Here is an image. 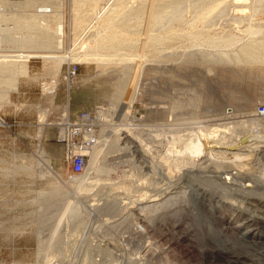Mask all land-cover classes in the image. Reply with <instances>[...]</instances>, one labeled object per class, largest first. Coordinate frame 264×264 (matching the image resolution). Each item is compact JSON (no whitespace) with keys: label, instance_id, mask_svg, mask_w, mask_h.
Instances as JSON below:
<instances>
[{"label":"rangeland","instance_id":"obj_1","mask_svg":"<svg viewBox=\"0 0 264 264\" xmlns=\"http://www.w3.org/2000/svg\"><path fill=\"white\" fill-rule=\"evenodd\" d=\"M56 1L67 22L72 1ZM185 1L164 21L193 19L209 2ZM257 1L245 0L244 14L234 0L223 5L224 15L211 14L218 19L207 20L210 40L198 42L186 32L178 40L136 43L122 54L90 48L84 35L75 48L68 33L62 49L50 50L66 61H27L19 90L0 111V123H7L0 125V264H264V235L253 243L243 237L248 225L264 230V72L234 62L246 43L264 42V0ZM4 3L1 14L28 7ZM252 15L254 20L247 18ZM245 16L247 22L256 21L253 26L246 28ZM211 34L236 35L233 43L222 45ZM13 35L1 39L0 50L43 55L42 48L29 44L37 38L33 33ZM128 65L140 66L138 73L126 75ZM71 69H76L73 80ZM116 93L121 96L115 106L111 97ZM122 111L128 116L116 127L137 133L130 142L103 148L111 153L102 156L106 162L102 158L101 166L115 170L99 171L95 185L79 190L83 178L96 174L86 172L90 153L84 172H73L70 153L76 144L80 150L83 135L72 130L81 126L70 128L68 121L78 125L84 114V119L90 115L93 130L87 134L93 144L102 119L119 120ZM231 143L234 149L227 150ZM73 176L85 177L78 182ZM231 219L235 229L228 226Z\"/></svg>","mask_w":264,"mask_h":264},{"label":"bare ground","instance_id":"obj_2","mask_svg":"<svg viewBox=\"0 0 264 264\" xmlns=\"http://www.w3.org/2000/svg\"><path fill=\"white\" fill-rule=\"evenodd\" d=\"M29 1H31V2H29ZM71 1L73 4V6H72L73 16L70 17V19L67 20V22H66L65 16L60 14V10H59L60 5H59L58 1H56V0H45V1L42 0L40 2H36L35 0H33V1L27 0L26 4H24L25 3L24 0H8V1L3 0V3L4 2L7 3L6 5H11V6H14V5L21 6L22 5L23 6V4H24V5H26V7L27 6L28 7H27V9L23 8V9H25V11L24 10L20 11L23 13L19 12L17 14H14V13L13 14L12 13L5 14L7 12H4V11H2V12H4L3 14L0 13V41H2L1 39L9 38L10 37L9 35L14 36L13 34H20L21 35V33H26V34L33 33L35 36H37V38L31 39L29 41V44L34 45V47L38 48V49L42 48L43 55L25 54L26 52L24 50H18V51H14V52L3 50V49L0 50V101L3 100L2 102H0V111L2 110V104L6 103V102L10 103V98H11L12 92H16L19 90V82L18 81H19L20 77L27 75L28 68H27L26 63H27V61H29V59L35 58V57H40V58L56 59L59 62L66 61L65 56L58 55L57 52L56 53L50 52V50L51 49H62L65 46V40L68 38V33H70V37L74 41L73 45L75 48L77 46V41L80 40L79 38L82 35H84V37L88 36L90 38V41H88L89 44L87 43L90 48L98 49V50H108V51L114 50V51H118V53L120 51L121 53L123 52L122 54H125L124 52L126 50L128 51L127 48L130 49L131 47H134L136 43L145 42V41L146 42L147 41L148 42L153 41V42L159 43L161 41L163 42V41L169 40V39L170 40L171 39L172 40H178V39L185 38L186 32L191 33V35L194 36L196 41H198V40H210L209 39L210 37L209 38H208V36L205 37V31H206L205 28L208 26V25H206L207 20L209 22L208 24H210V21H212V19L214 22V19H216L217 16L215 18H213V16H212V19H211L210 15L211 14L214 15L217 10L219 13L223 14L224 10L227 9V8L223 9V5L228 4V0H227V3L225 2V0H209L208 3H206V4L204 3L203 5H201L202 7H200V9L201 8L202 9L197 12L198 14H196V16L194 15L193 19H191L189 16H187L188 17L187 20H184V19L182 20V18H181V20H178V21L175 20L176 21L175 23H169L170 21L168 22V20L171 17H169V19L166 22L164 20H166L168 18V15L173 14V16H174L175 15L173 13L174 10H175V13L179 12V10H176V9L181 7L182 6L181 4H183V1H185V0H118L117 2L111 3V5L108 7H107V5L110 3L111 0H71ZM104 1H107V2L105 3ZM186 1H188V0H186ZM186 1H185V3H188ZM194 1H193V4L195 2L199 3V1H201V0L195 1V2ZM234 2H235V3H233L234 5L233 4L232 5L235 6L236 9L238 8V11H239L238 13H241V14L247 13L246 12L247 10L244 7V6H246L245 5L246 3L244 4L245 0H234ZM3 3H0V5L1 4L3 5ZM130 3L132 5L131 7L129 6ZM188 4H186L187 5L186 8H188ZM4 7H6V6H4ZM261 7H262V11H261V15H262L264 13V5H262ZM19 8H21V7H18V8L16 7V9H18L17 11L22 10ZM193 8H194V6H193ZM259 8H260V6H259ZM184 10H185V12H187L186 10H188V9H183V11ZM229 12H230V10H229ZM183 14H185V13H183ZM183 14H181V17ZM179 15H180V13H179ZM254 15H252L251 17H247V16L243 17L244 21H246L245 20L246 17L247 18H253ZM166 16H167V18H166ZM173 16H172V18H173ZM177 17L179 19V16H177ZM187 17H186V15L183 16V18H187ZM208 17L211 20H209ZM232 17L234 18V20H233V18H232V20L236 21L235 16L232 15ZM237 17H239V15H237ZM164 18H166V19H164ZM172 18H171V20H173ZM174 18H176V17H174ZM189 18H190V20H189ZM255 18H256V16H255ZM257 18H259V17H257ZM24 19H26V20H24ZM217 19H216V21H217ZM10 20H14L15 24L11 25L12 22H10ZM64 20L67 24L66 25L67 30H64V28L62 26ZM219 20H220V18H219ZM240 20L237 21L236 23L241 22ZM251 20H254V18ZM244 21L242 20L243 23H244ZM255 22H253V23H255ZM233 23H235V22H233ZM243 23H242V25L245 24V26H246V23H244V24ZM247 23H249V24L246 26V28L248 26L254 25L252 23V21L249 22V20ZM233 25H232V27H233ZM21 26H23V27H21ZM213 26H215V24ZM236 26H237V24H236ZM239 26H240V24H239ZM154 27H156V30H152V28L154 29ZM241 28L239 27V29H241ZM243 29H244V27H243ZM208 30H209V28H208ZM153 31H156L157 33L153 34ZM220 31H221V29H220ZM92 32H95V33H92ZM90 33H92V35H90ZM223 33H225L224 30H223ZM216 34L219 35L221 33H216ZM7 35H8V37H7ZM188 35H190V34H188ZM215 35L213 36L211 34V37L213 36L212 38H214ZM235 35L230 34V35L224 36L222 38H220V37L218 38V36H216L217 38H214V39L216 41L219 40V44L230 45L231 43H233V41L235 39ZM221 36H222V34H221ZM16 37H17V42L22 41L20 39L21 36L18 37L17 35H15L14 38H16ZM9 39H11V38H9ZM12 40H13V38H12ZM189 40H191V39H189ZM195 42H193V43L196 44ZM200 42H203V41H200ZM79 43H78V45H79ZM203 43H205V42H203ZM190 44H192V43H190ZM194 44H192V45H194ZM215 44H213V45H215ZM31 45H24L23 44L22 46L30 48ZM66 46H68V45H66ZM217 47H219L218 44H217ZM127 51H126V53H127ZM116 55H117V52H116ZM237 56L238 57H236V58L234 57V62L237 65H244V67L245 66H247V67H259V68H262L263 72H264V42L263 41L258 42L256 40H254V41H250L249 43H246V45L239 50V55H237ZM214 58H217V57H214ZM219 58L222 59V57H219ZM221 59H218V61ZM229 59H230V57H229ZM222 60H224V59H222ZM179 61H181V60H179ZM214 61H216V59ZM113 62H115V60ZM207 62H209V60ZM210 62L212 63L213 59H212V61L210 60ZM222 62L226 63L227 60L225 59ZM214 63H216V62H214ZM229 63H233V59ZM218 64H220V63H218ZM104 65H106V64H104ZM69 68H71V66H69ZM124 68H125L124 69L125 74L130 75L132 73V71H134V72L137 71L135 73H138L140 66L135 67V66H129L128 65ZM104 70H106V69H104ZM171 75H173V74H171ZM122 76H123V74H122ZM73 78H74V76L70 77L69 80L70 79L73 80ZM118 93H122V91H120ZM116 95H118V96H116ZM119 95L121 96V94L116 93V94H113L111 97L113 99L112 104H114L115 106L118 103H120L119 101H118V103L116 101L117 99H119L118 98V97H120ZM128 104H130V103H128ZM126 111L124 110V112H126ZM126 114L127 113H123V111H122V113L118 117L119 120H115V121L113 120V119H116L115 117H113V119H112L109 116L102 119V123H99L101 125V127L99 126L101 128L99 131L100 135L98 136L96 134L98 136L97 143L95 142L96 140H94L95 143L93 142V144L92 143L90 144L89 138L91 136H90V134L89 135L87 134L88 132H91L93 130V127H92L93 125L88 123L90 120V117H89L90 115L86 117L87 119H84L85 114L83 115L82 122L80 123V125L82 127H84L83 128L84 133L82 134L83 135V141H82V145L78 148H80L79 151H81L85 154H88V153L91 154V156H90L91 157L90 158L91 163L89 164V166H87L88 171H86V172L92 171L94 174H96V176L85 177L86 176L85 175V176H83L85 178H83L82 176L70 177L73 180L77 179V181L80 180L81 178H83L82 182H81L82 184H79V185H81V187L80 186H79V188L77 187L79 190L87 191V189L89 187L87 184L97 183L98 179H100L97 177V174H99L98 173L99 171L102 174H103V172H107L109 174L110 173L112 174V171L115 170L113 167H112L113 168V170H112L109 167L110 165L108 166V168L107 167L105 168V166H106L105 164H103L104 167L101 166L102 165L101 162H102V158H103L102 156L106 155V157H107V155L111 153V150H109V147H111V148L112 147H118V145L120 143L130 142L129 137L132 134L137 133V132L133 133L130 128H125L123 126L116 127V126L120 125L119 121H125L124 119L126 118V116H128ZM261 114L264 116V114L262 112H261ZM46 115H47L46 112H43L40 116V119H41L40 121H42L43 123H44L43 118L46 117ZM86 115H88V114H86ZM112 120L115 122V125H114V122ZM116 121L119 123H117ZM69 123L70 122L68 121V125L72 126ZM0 125L6 126L7 123L2 119ZM90 126H91V129H89ZM62 131H63V129H62ZM92 134H94V132L91 133V135ZM94 138H95V136H94ZM229 145H230V147L228 146L226 149L227 150H233L235 143H231ZM107 146H109L107 148V150H103V148L105 149ZM42 150L43 151H40V152H42L41 156L43 157V159H45L49 163V159H47V157H46V151H44V149H42ZM227 150H226V152H228ZM104 160L106 162V159H104ZM113 161H115V158L108 159L107 162L111 163ZM102 163H104V162H102ZM111 165H113V164H111ZM21 168H23V167H21ZM43 173L44 172L42 171L41 174H43ZM76 174H80V173H76ZM96 178H98V179H96ZM115 187L116 186H114V188ZM141 209L144 212H148V211H149V213L153 212L151 208H149L151 210L146 209V208H144V209L141 208ZM149 215H150L151 220H153V218H155L154 215H152V214H149ZM225 219H226L225 217L222 219L220 218L219 222H223V221H225ZM252 222H254V224L257 225L255 223L256 222L255 220H253ZM233 223L234 222L231 219L230 222L228 223V226L235 229ZM242 224H244V222ZM237 226L239 227V225H237ZM249 227H251V226L248 225L245 227L246 231H244V234H243L244 238L250 237V239H253L252 240V243H253V242H255V240L258 241L259 240L258 238L263 237L264 230L259 231L258 227L256 226L257 228L255 227L256 228L255 229L253 227V225H252V227L255 230H252L253 228H250V230H249ZM230 250H229V252H230ZM232 251L235 252L236 254L241 253V251L234 249V248H232ZM237 252H239V253H237Z\"/></svg>","mask_w":264,"mask_h":264},{"label":"built area","instance_id":"obj_3","mask_svg":"<svg viewBox=\"0 0 264 264\" xmlns=\"http://www.w3.org/2000/svg\"><path fill=\"white\" fill-rule=\"evenodd\" d=\"M70 71L72 73L70 75V77H72L75 74L76 69H74V70L71 69ZM260 111L264 114V107H262V109ZM74 126H81V125L80 124L76 125L73 123V125L70 128H72ZM83 128L84 127H82V126H81V128L78 127L77 129L74 127L72 130L74 131V129H75V130H77V132H79L80 135H82L84 133ZM77 146H79V145L76 144V146L72 147L73 150H75V152L72 151L70 153V161L73 165V172L74 173H82L85 170L86 165L88 164V159H87L86 154L75 149V147H77Z\"/></svg>","mask_w":264,"mask_h":264}]
</instances>
